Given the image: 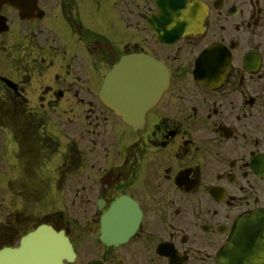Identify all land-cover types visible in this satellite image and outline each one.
Wrapping results in <instances>:
<instances>
[{
    "label": "flooded vegetation",
    "instance_id": "obj_1",
    "mask_svg": "<svg viewBox=\"0 0 264 264\" xmlns=\"http://www.w3.org/2000/svg\"><path fill=\"white\" fill-rule=\"evenodd\" d=\"M130 53L171 70L138 129L101 97ZM0 183L65 264H218L264 212V0H0Z\"/></svg>",
    "mask_w": 264,
    "mask_h": 264
},
{
    "label": "water",
    "instance_id": "obj_2",
    "mask_svg": "<svg viewBox=\"0 0 264 264\" xmlns=\"http://www.w3.org/2000/svg\"><path fill=\"white\" fill-rule=\"evenodd\" d=\"M144 63L148 64H138V56L123 58L108 75L103 91L132 124L138 123V117L158 100L168 83L169 76L161 64L148 60ZM70 251L61 233L39 227L22 239L20 247L2 250L0 264H63Z\"/></svg>",
    "mask_w": 264,
    "mask_h": 264
},
{
    "label": "rangeland",
    "instance_id": "obj_3",
    "mask_svg": "<svg viewBox=\"0 0 264 264\" xmlns=\"http://www.w3.org/2000/svg\"><path fill=\"white\" fill-rule=\"evenodd\" d=\"M0 194L4 195L5 198H6V199L3 200V205H2V207L5 209V208L10 206V200H9L8 192L6 190V185H3V184L0 185ZM7 212H8L7 210L0 209V221H3L5 219V214ZM34 219H36V218H34ZM6 223H7V220L5 222H0V228L2 227L1 230L6 229V228L3 227V226L6 225Z\"/></svg>",
    "mask_w": 264,
    "mask_h": 264
}]
</instances>
